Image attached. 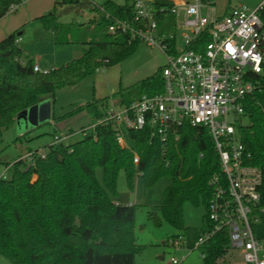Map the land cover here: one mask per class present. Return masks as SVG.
<instances>
[{"label":"trees","instance_id":"16d2710c","mask_svg":"<svg viewBox=\"0 0 264 264\" xmlns=\"http://www.w3.org/2000/svg\"><path fill=\"white\" fill-rule=\"evenodd\" d=\"M22 1L0 0V19ZM69 3L77 0L56 1L54 10L42 15L41 20L52 30L56 44L83 43L80 57L44 73L34 70L33 59L24 61L17 32L0 41V154L4 134L15 125L20 112L54 97L62 88L79 84L103 66L122 62L141 44L130 42L127 35L109 33V20L102 13L89 22L86 35L77 42L69 33L62 37L64 26L57 9ZM103 5L125 19L135 15L128 0H105ZM166 18L169 29L173 17ZM161 68L138 84V94L129 97L121 89L117 96L122 104L143 94L162 92ZM252 79L257 87L244 102L246 123L241 132L246 151L251 154L250 163L262 169L264 206V73ZM102 102L105 107L106 101ZM84 131V138L74 143L48 145V151L36 156L34 164L19 159L13 164L12 177L0 179V254L14 264H136V255L144 250L135 235L137 205L118 203L111 197L121 170H125L131 188L136 173H141L145 187L171 176L173 182L163 192L164 218L175 228L184 229L185 204H204L205 226L200 233L210 229L207 208L212 191L208 180L221 169L206 126L184 123L178 139L170 136L166 143L151 137L149 128L129 129L131 148L118 142L112 121ZM19 140L21 137L15 142ZM134 151L140 156L138 164ZM200 153L204 154L202 159ZM230 248L227 231L217 232L202 246V264L229 262Z\"/></svg>","mask_w":264,"mask_h":264},{"label":"built area","instance_id":"2783aa9c","mask_svg":"<svg viewBox=\"0 0 264 264\" xmlns=\"http://www.w3.org/2000/svg\"><path fill=\"white\" fill-rule=\"evenodd\" d=\"M86 3L109 20V33L159 48L167 57L161 68L162 92L143 94L122 104L121 111L106 108L92 128L112 121L118 142L129 147L121 125L128 130L149 128L151 137L164 143L170 136L178 139L184 123L206 126L221 171L208 180L212 195L207 214L212 226L199 234L195 248H202L214 234L226 230L230 246L243 251L245 264H264V242L256 237L253 227L264 215L263 173L250 163L241 132L246 123L244 102L257 87L252 77L264 73V2L254 9L236 5L227 13L214 11L209 18L201 13L208 5L203 0H131L132 19L113 15L99 0ZM168 16L173 17L171 29L167 28ZM178 35L184 47L178 45ZM34 70L48 72L37 64ZM63 139L55 135L54 143ZM134 153L138 164L140 156ZM203 157L200 153L199 159ZM35 158L34 151L23 157L31 164ZM184 259L172 256L167 264H181Z\"/></svg>","mask_w":264,"mask_h":264},{"label":"rangeland","instance_id":"374dc122","mask_svg":"<svg viewBox=\"0 0 264 264\" xmlns=\"http://www.w3.org/2000/svg\"><path fill=\"white\" fill-rule=\"evenodd\" d=\"M55 1L62 0H23L14 6L15 12H8L0 19V41L11 32L20 33V45L25 56L39 62L44 68L61 67L83 54V43L55 44L53 32L43 26L41 16L54 10ZM80 4L69 3L58 7L59 21L63 23L61 36H73L74 42L86 35L85 27L94 17L86 0H77ZM104 0H99L103 2ZM123 3L125 0H114ZM129 2L131 0H128ZM264 0H215L202 7V15L212 18L214 11L223 14L229 7L246 5L254 9ZM84 9V13L82 12ZM171 28V27H170ZM169 28V29H170ZM166 30V29H164ZM178 45L184 47L182 37L178 35ZM167 63V57L159 49L145 44L122 62L113 66H103L97 72L79 84L58 90L52 102V112L57 125L51 123L33 125L20 112L16 121L4 134L3 151L0 154V179H10L13 175V164L27 153L34 151L42 156L48 151V145L55 139V133L65 136L63 142L71 144L81 140L85 131H91L97 123L99 114L106 108L122 110L121 98L117 93L123 89L131 97L139 93L138 84L156 73ZM106 101V106L102 101ZM121 133L131 148L133 142L128 135V128L121 125ZM67 134L69 136H67ZM21 137V140H15ZM25 160V159H24ZM27 165L30 161L25 160ZM102 181V172L97 170ZM116 190L111 197L122 204L137 205L135 213V235L138 244L144 246L142 253L135 257L136 264H167L172 256L185 258L181 264H202L204 252L195 248L201 229L205 226L204 204L198 206L187 202L184 206V229H177L163 216L161 204L164 189L171 185L173 178L164 176L150 187H145L141 173L134 175L131 188L125 170L117 177ZM256 237L264 242V215L253 224ZM176 241V243H175ZM0 264H14L0 254ZM220 264H245L243 251L230 248L229 262Z\"/></svg>","mask_w":264,"mask_h":264},{"label":"water","instance_id":"95a60500","mask_svg":"<svg viewBox=\"0 0 264 264\" xmlns=\"http://www.w3.org/2000/svg\"><path fill=\"white\" fill-rule=\"evenodd\" d=\"M21 113V115L27 120L30 119L33 122V125L46 124L50 122L52 115L51 101L50 99L42 100L38 104L22 111ZM18 119H20V115L18 116Z\"/></svg>","mask_w":264,"mask_h":264},{"label":"crops","instance_id":"0c3cea01","mask_svg":"<svg viewBox=\"0 0 264 264\" xmlns=\"http://www.w3.org/2000/svg\"><path fill=\"white\" fill-rule=\"evenodd\" d=\"M105 1V0H104ZM103 1V2H104ZM56 2V1H55ZM77 3H80L79 1H77ZM91 9V8H90ZM17 10V8L14 10V8L13 9H11L9 12H15ZM92 10V9H91ZM93 11V10H92ZM82 12L84 13V9H82ZM94 17L93 18H91L89 21H91L92 19H97L98 18V15L96 14V12H94ZM7 15V14H6ZM14 32H16V31H14ZM14 32H11L10 34H12V33H14ZM9 34V35H10ZM19 35H20V33H18V44L20 45V37H19ZM6 38V37H5ZM4 39V38H3ZM2 39V40H3ZM56 44V43H55ZM20 47H21V45H20ZM22 48V47H21ZM23 50V49H22ZM83 51H84V47H83ZM23 56H24V61L25 60H28L29 58H27L26 56H25V52H24V50H23ZM34 63L35 64H37V65H39V67L42 69V67H41V65L39 64V62L38 61H36V60H34ZM54 68H57V67H53V68H44V69H47V70H51V69H54ZM50 99V98H49ZM51 119H50V122H48V123H51V124H53V125H57V123H56V120L54 119V115H57L56 114V111L54 110L53 112H52V102H51ZM55 135H58V136H60L58 133H55ZM67 136H69L68 134H67ZM61 137V136H60ZM64 138H65V136H63ZM55 142V140H53L50 144H53ZM49 144V145H50ZM119 203V202H118Z\"/></svg>","mask_w":264,"mask_h":264}]
</instances>
